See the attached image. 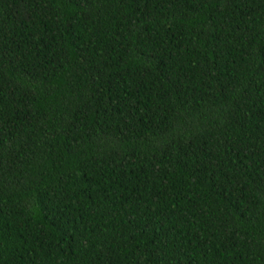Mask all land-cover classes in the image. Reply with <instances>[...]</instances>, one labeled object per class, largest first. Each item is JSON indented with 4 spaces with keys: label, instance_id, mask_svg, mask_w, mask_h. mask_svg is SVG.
Here are the masks:
<instances>
[{
    "label": "trees",
    "instance_id": "trees-1",
    "mask_svg": "<svg viewBox=\"0 0 264 264\" xmlns=\"http://www.w3.org/2000/svg\"><path fill=\"white\" fill-rule=\"evenodd\" d=\"M0 264H264V0H0Z\"/></svg>",
    "mask_w": 264,
    "mask_h": 264
}]
</instances>
